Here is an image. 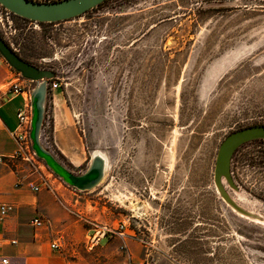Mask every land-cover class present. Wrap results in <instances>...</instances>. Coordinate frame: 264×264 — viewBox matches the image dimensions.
I'll use <instances>...</instances> for the list:
<instances>
[{
    "label": "rangeland",
    "instance_id": "obj_1",
    "mask_svg": "<svg viewBox=\"0 0 264 264\" xmlns=\"http://www.w3.org/2000/svg\"><path fill=\"white\" fill-rule=\"evenodd\" d=\"M0 36L60 83L44 147L76 175L106 159L103 181L76 191V239L126 224L152 264H264V141L234 154L236 188L215 183L223 141L264 125V0H108L43 26L4 12ZM38 161V183L70 187Z\"/></svg>",
    "mask_w": 264,
    "mask_h": 264
},
{
    "label": "crops",
    "instance_id": "obj_2",
    "mask_svg": "<svg viewBox=\"0 0 264 264\" xmlns=\"http://www.w3.org/2000/svg\"><path fill=\"white\" fill-rule=\"evenodd\" d=\"M22 79L0 56V86L8 88L20 80L27 87L22 93L5 91L0 96V155L7 157L18 151V142L12 132L19 124L18 113L31 106V92L35 88L32 82ZM26 159H10L6 164H0L1 258H7L9 264H126L121 251L123 244L129 248L132 258L140 256L137 244L131 242L133 238L129 236H115V242L105 238L94 246L89 239L86 241L93 235L91 229L76 239L71 233L70 221L72 207L78 202L75 198L78 190L57 180L48 186L38 183L35 166ZM74 161L77 165L82 163L79 159ZM33 185L39 190L35 191ZM7 204H13L15 209L3 216L1 206ZM38 216L47 221L46 227L32 225V220ZM119 238L128 242H116ZM55 243L60 245L59 249L52 247Z\"/></svg>",
    "mask_w": 264,
    "mask_h": 264
},
{
    "label": "water",
    "instance_id": "obj_3",
    "mask_svg": "<svg viewBox=\"0 0 264 264\" xmlns=\"http://www.w3.org/2000/svg\"><path fill=\"white\" fill-rule=\"evenodd\" d=\"M106 0H61L36 2L33 0H0V5L12 14L37 23H59L79 18L98 7ZM0 56L25 80L38 83L31 92L32 131L31 140L36 156L70 187L84 192L97 187L104 179L106 159L98 154L93 157L87 172L76 175L66 168L56 156L42 144L48 83L56 77L55 72L41 69L20 57L0 36ZM264 141V125H253L230 134L221 144L215 166V183L226 196L223 182L236 188L231 171L232 159L236 151L245 144Z\"/></svg>",
    "mask_w": 264,
    "mask_h": 264
},
{
    "label": "built area",
    "instance_id": "obj_4",
    "mask_svg": "<svg viewBox=\"0 0 264 264\" xmlns=\"http://www.w3.org/2000/svg\"><path fill=\"white\" fill-rule=\"evenodd\" d=\"M2 9V11H1ZM5 15L10 18L11 12L5 9L3 6L0 5V22L3 21ZM23 78V77H22ZM22 80L25 81L23 78ZM27 82H31L27 80ZM27 87H24V85L19 80L16 83H13L10 85V87L6 88L4 86H0V96L5 92L9 91L13 94H19L25 91ZM58 89H60V83L55 80L51 83H48V92H50L49 95L54 94ZM18 127L16 130L12 132L13 137L18 142V151L14 154L12 157H7L0 155V164H6L8 160L10 159H18V158H27L26 160H29L33 162L35 167L43 166L38 161V157L36 156L35 152L33 151V143L31 140V131H32V108L29 106L27 110H21L18 115ZM44 167V166H43ZM43 184L48 186V181H43ZM35 191L39 190V187L36 185H33ZM15 209V206L13 204H7L1 206V214L4 216L7 213L13 211ZM32 225L36 228H44L48 225L47 221L42 217L38 216L35 219L32 220ZM93 230V235L89 238V242H91L94 246L98 244L102 239L110 238L112 236H120V237H128L127 234V226L126 224H121L117 227L110 226V225H101L96 226ZM140 242H144V240H140ZM54 249H59L60 245L58 243H55L52 245ZM0 264H9V260L7 258H1L0 257ZM127 264H152L149 260V256L147 255L145 258L140 259L138 261L130 260Z\"/></svg>",
    "mask_w": 264,
    "mask_h": 264
},
{
    "label": "trees",
    "instance_id": "obj_5",
    "mask_svg": "<svg viewBox=\"0 0 264 264\" xmlns=\"http://www.w3.org/2000/svg\"><path fill=\"white\" fill-rule=\"evenodd\" d=\"M34 1V0H33ZM108 0H106L105 2H107ZM105 2H103L102 4H104ZM101 4V5H102ZM100 6V5H99ZM98 6V7H99ZM97 8V7H96ZM95 9V8H94ZM93 10V9H92ZM91 11V10H90ZM89 12V11H88ZM16 16V15H15ZM17 17H19V16H17ZM20 19H22V20H25V21H28V22H33V21H30V20H27V19H24V18H21V17H19ZM70 21V20H69ZM59 23H62V22H59ZM38 24H40L41 26H43V25H45V24H50V25H54V24H58V23H38ZM19 74V73H18ZM56 80V77L54 78V79H52V80H50L49 81V83H51V82H53V81H55ZM50 94V92H48V95ZM45 117H46V115H45ZM263 141V140H262Z\"/></svg>",
    "mask_w": 264,
    "mask_h": 264
}]
</instances>
